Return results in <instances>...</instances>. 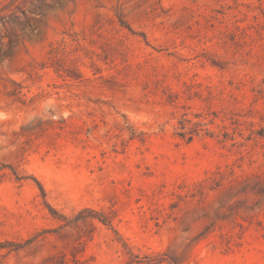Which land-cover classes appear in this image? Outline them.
Returning a JSON list of instances; mask_svg holds the SVG:
<instances>
[{
	"label": "rangeland",
	"instance_id": "obj_1",
	"mask_svg": "<svg viewBox=\"0 0 264 264\" xmlns=\"http://www.w3.org/2000/svg\"><path fill=\"white\" fill-rule=\"evenodd\" d=\"M0 264H264V0H0Z\"/></svg>",
	"mask_w": 264,
	"mask_h": 264
}]
</instances>
